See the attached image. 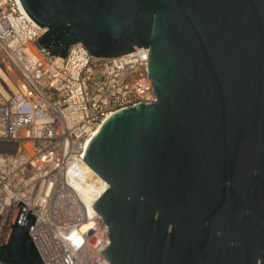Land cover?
Segmentation results:
<instances>
[{
	"label": "water",
	"instance_id": "1",
	"mask_svg": "<svg viewBox=\"0 0 264 264\" xmlns=\"http://www.w3.org/2000/svg\"><path fill=\"white\" fill-rule=\"evenodd\" d=\"M65 59L148 47L156 95L107 117L82 159L112 264H264V0H20ZM19 201L0 264H44Z\"/></svg>",
	"mask_w": 264,
	"mask_h": 264
},
{
	"label": "built area",
	"instance_id": "2",
	"mask_svg": "<svg viewBox=\"0 0 264 264\" xmlns=\"http://www.w3.org/2000/svg\"><path fill=\"white\" fill-rule=\"evenodd\" d=\"M44 31L20 0H0V245L21 201L44 264H112L90 211L108 184L82 156L112 113L156 101L149 48L101 58L78 42L63 59L38 45Z\"/></svg>",
	"mask_w": 264,
	"mask_h": 264
},
{
	"label": "bare ground",
	"instance_id": "3",
	"mask_svg": "<svg viewBox=\"0 0 264 264\" xmlns=\"http://www.w3.org/2000/svg\"><path fill=\"white\" fill-rule=\"evenodd\" d=\"M97 131H98V130H97ZM97 131H96V132H97ZM96 132H95V133H96ZM88 166H89V165H88ZM89 168H90V167H89ZM88 186L93 188V183H92V181L89 180V179H88ZM97 214H98V213H97Z\"/></svg>",
	"mask_w": 264,
	"mask_h": 264
}]
</instances>
